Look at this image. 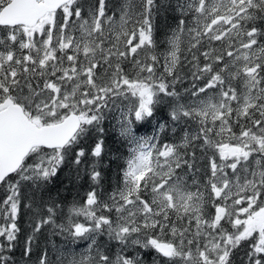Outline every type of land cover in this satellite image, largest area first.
<instances>
[{
    "label": "snow or ice",
    "instance_id": "1",
    "mask_svg": "<svg viewBox=\"0 0 264 264\" xmlns=\"http://www.w3.org/2000/svg\"><path fill=\"white\" fill-rule=\"evenodd\" d=\"M0 264H264V0H0Z\"/></svg>",
    "mask_w": 264,
    "mask_h": 264
},
{
    "label": "trees",
    "instance_id": "2",
    "mask_svg": "<svg viewBox=\"0 0 264 264\" xmlns=\"http://www.w3.org/2000/svg\"><path fill=\"white\" fill-rule=\"evenodd\" d=\"M164 31H166V29L163 27V25H162V27H161V32H160V34L157 36V39L158 40H163L164 39V36H163V32ZM141 134H144V133H141ZM148 135H150L151 134V132H149V133H147ZM149 259H150V257H149Z\"/></svg>",
    "mask_w": 264,
    "mask_h": 264
}]
</instances>
